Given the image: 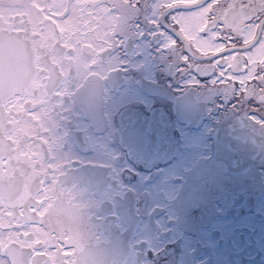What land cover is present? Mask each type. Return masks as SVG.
I'll return each instance as SVG.
<instances>
[{"label": "flooded vegetation", "instance_id": "obj_1", "mask_svg": "<svg viewBox=\"0 0 264 264\" xmlns=\"http://www.w3.org/2000/svg\"><path fill=\"white\" fill-rule=\"evenodd\" d=\"M107 59L117 70L67 98L58 129L95 264H264V138L150 36Z\"/></svg>", "mask_w": 264, "mask_h": 264}, {"label": "snow or ice", "instance_id": "obj_2", "mask_svg": "<svg viewBox=\"0 0 264 264\" xmlns=\"http://www.w3.org/2000/svg\"><path fill=\"white\" fill-rule=\"evenodd\" d=\"M145 35L264 138V0H0V264H95L87 206L63 180L60 113Z\"/></svg>", "mask_w": 264, "mask_h": 264}]
</instances>
